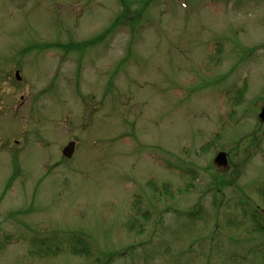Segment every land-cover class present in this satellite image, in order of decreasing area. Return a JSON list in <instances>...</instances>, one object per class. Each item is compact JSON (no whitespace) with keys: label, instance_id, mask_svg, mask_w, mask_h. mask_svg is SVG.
<instances>
[{"label":"rangeland","instance_id":"1","mask_svg":"<svg viewBox=\"0 0 264 264\" xmlns=\"http://www.w3.org/2000/svg\"><path fill=\"white\" fill-rule=\"evenodd\" d=\"M263 100L264 0H0V264H264ZM217 172L238 173L219 194ZM51 230L92 259L33 257Z\"/></svg>","mask_w":264,"mask_h":264},{"label":"trees","instance_id":"2","mask_svg":"<svg viewBox=\"0 0 264 264\" xmlns=\"http://www.w3.org/2000/svg\"><path fill=\"white\" fill-rule=\"evenodd\" d=\"M116 25V22H113L109 28L104 32L108 33L109 31H111ZM40 46H37L36 48H39ZM44 48L46 47H55L54 45H45L43 46ZM30 48V47H29ZM243 89L244 86L241 88H238L237 86L232 87L231 89L226 90L230 91V93L232 94L231 96H226L227 98V102L231 103L230 105H234L238 103V97H242L243 94ZM233 90L235 92V96H233ZM257 146V143H255L254 145H250V146ZM256 151V150H255ZM246 159H244L245 163ZM169 164V163H168ZM170 165V164H169ZM172 169L176 168L177 166H173L171 165ZM212 169H214L215 166H211ZM166 169H170V168H166ZM216 169H219L218 167H216ZM184 170H188V171H181L183 174L185 175H190L193 174L195 176H197L194 172H190V169L185 168ZM218 173V172H217ZM222 173L221 175L218 173L217 175H212L211 176V181L209 182L210 185H212V188L214 189L215 194H219L221 191V188H227L232 184V181L236 179L238 173L234 172L231 174V178H229L227 175H225L224 172H220ZM186 178H191L188 176H185L183 179ZM13 178L10 179V181ZM194 177L191 179V181L193 180ZM190 180H188V184L186 186V188H179L178 191L183 192V191H188V189H192L191 185H190ZM233 186V184H232ZM235 187H237L236 185H234ZM238 188V187H237ZM167 188L165 185H162V190L165 191ZM160 192V191H159ZM240 194H242V198L240 197V200H242V204L239 203V200L236 204H238V206H242L244 208V210H242L241 216H245V212H248V215L251 213V215H254V211H252L253 209V205L250 203V200L247 201V197L245 196L243 190L240 189ZM258 192L259 195L261 196V198L264 200V185L263 186H259L258 187ZM140 195V194H138ZM136 195V199L133 201L132 203V210H133V214L131 216H129L128 222L126 224L127 228H132V227H138V228H142V224L139 225L138 221H141L140 219L143 220H147L148 217V212L147 210L143 211L141 206V195L138 196ZM216 205V203H215ZM247 206H249L247 208ZM247 209H250L249 211H247ZM203 212L202 209V205L201 203L196 204L195 206L192 207V209L189 212L183 213L184 216L188 217L191 219V217L196 216L198 213ZM244 214V215H243ZM248 215H246L247 217H249ZM143 223V222H142ZM258 225L257 227V232L259 233H263L264 234V227L261 224V219H258ZM140 231H142L143 229H139ZM64 233L66 232H60V231H51L49 232L47 235L44 236H37L34 237L31 241L34 244V249L30 250L32 255H37L38 257L41 256H47L50 254H54V252H58L57 250L60 248L62 250L61 244L63 240H67L68 241V247H69V251L70 253L76 255V256H80V257H84L86 259H92L94 252H92V248H91V240L89 239V237H87L85 234L83 233H79V232H70L67 231V233L64 235ZM141 233V232H140ZM58 235V236H57ZM38 248V250L35 253V250ZM60 251V250H59ZM63 251V250H62ZM118 253H104L102 255V259L100 261H102V263L104 264H109L112 259L114 257L117 256Z\"/></svg>","mask_w":264,"mask_h":264},{"label":"water","instance_id":"3","mask_svg":"<svg viewBox=\"0 0 264 264\" xmlns=\"http://www.w3.org/2000/svg\"><path fill=\"white\" fill-rule=\"evenodd\" d=\"M17 76V73H16ZM259 119L264 122V102L261 108V111L258 115ZM74 150V143L70 142L67 144V146L63 149L62 153L66 157H70ZM214 162L217 163L219 166H223L226 164V154L224 152H219L215 158Z\"/></svg>","mask_w":264,"mask_h":264}]
</instances>
